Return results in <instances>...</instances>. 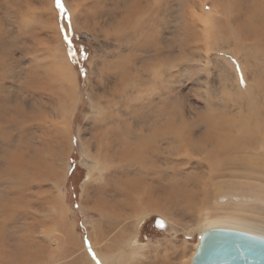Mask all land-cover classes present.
Instances as JSON below:
<instances>
[{"label":"rangeland","instance_id":"obj_1","mask_svg":"<svg viewBox=\"0 0 264 264\" xmlns=\"http://www.w3.org/2000/svg\"><path fill=\"white\" fill-rule=\"evenodd\" d=\"M119 1L107 0L99 8L119 9ZM144 1L133 19L136 27L120 28L119 15L112 16L108 10L109 16L92 17L94 0H61L63 15L56 0H0V119L5 117L0 120V190L15 182V170L10 168L15 141L30 144L31 154L20 150L31 163V174L43 172L38 160L49 163L53 146L61 156L52 163L57 168L51 173L54 182L42 178L29 195L38 197V190L47 192L45 199L60 198L62 216L86 247L96 232L93 224L101 220L89 209L92 191L101 183L93 170L94 130L101 133L107 126L110 137L124 139L132 147L142 139L147 151L156 145L160 155L157 192L150 202H140L136 213L105 232L103 242H93L94 248L109 246V252L99 250L100 256H109L106 264H191L201 234L227 228L206 225V218L264 224V0ZM246 10L257 33H251L253 37L249 30L235 32L241 19L246 21ZM42 18L55 20L46 24L48 33L41 30ZM55 35L75 87L65 128L61 109L66 100L56 96L58 90L41 92L32 84V80L40 85L49 79L43 49ZM65 36L71 45L75 41L81 45L78 50L70 51L73 47L69 48ZM134 45L140 50L135 51ZM121 63L129 74L125 72L124 79L113 68ZM16 105L31 121L8 123ZM226 120L239 121V136L251 138L256 148L246 146L240 157L221 152L217 160L207 163L211 153L205 136L216 134L218 124ZM154 126L159 131L156 142L151 138ZM64 131L69 133L67 143ZM127 171V164L109 159V184L124 182ZM173 183L188 191L191 199L168 203L161 193L167 195V186ZM189 204L196 209L189 212ZM20 209L24 211L17 204V215ZM17 215L15 222L21 223ZM27 216L36 219L42 214L27 209ZM156 218L165 222L164 230L154 227ZM227 229L251 232L238 226ZM44 232L41 237L46 238ZM16 235L12 229L10 236ZM84 251L77 250L56 264H71ZM0 256V261H8L2 244Z\"/></svg>","mask_w":264,"mask_h":264},{"label":"bare ground","instance_id":"obj_2","mask_svg":"<svg viewBox=\"0 0 264 264\" xmlns=\"http://www.w3.org/2000/svg\"><path fill=\"white\" fill-rule=\"evenodd\" d=\"M94 1V9H96V12L92 17L99 16L103 13L109 16V13H107L108 10L110 11L112 16H114L115 14L119 15L120 20L117 23V27L120 28H126L129 27V25H134V27H136L137 23H133L134 16L142 11V4H144L145 2L144 0H121L118 2V4L120 5L119 9L109 10L107 9V7L104 9L99 8L101 4H106L107 0ZM96 6L98 7L96 8ZM246 11L247 12L245 13V20L248 22L242 20L243 18L241 16V22L236 26L237 29L235 32L238 35V33L247 32V30H249V35L253 37L251 33H253L254 35H256L257 33L252 30L251 25L249 24L252 18L251 13L249 10ZM49 22L54 24L55 20L51 19V21H49L46 18L41 19V24L43 25L41 27V30L43 33L49 32V28L45 27ZM52 32L54 34L55 29H53ZM24 38H26V35ZM59 44L60 43L56 35L53 36L52 39L47 40V43H45V48L43 49V54L45 55L46 60L49 62L47 63L49 69L46 73L48 74L49 79L46 80V78H43L44 80H42L40 85H37V82L35 83V81L32 80V84L39 88L38 90H41V92L43 90L45 91L46 89L58 90L56 92V96L60 99L66 100L67 103H64L63 108L61 109L65 128L67 119L71 114L74 105L75 87L72 82V76L69 73L68 62ZM133 48L135 51L140 50V46L138 45H134ZM7 50L11 51L9 47L7 48ZM34 51L35 50H33V52ZM46 60L44 59V61ZM119 65L121 66H119L120 68L117 66L113 67L114 72L117 73L119 79H124L126 77L123 75L127 71V65L124 63H121ZM133 67L135 68V66L132 65L131 70H135ZM37 68L38 66H35V68L33 69L36 70ZM38 71L39 69H37V72ZM42 71H44L43 68ZM41 75L39 77H41ZM128 75L129 74H127L126 72V76ZM39 95L41 94L39 93ZM13 116V119L11 118L12 120L10 119L8 123H16L17 120L19 121V119L21 122L31 121V117H29L23 110H21L20 105H16ZM0 120L5 121V117L3 116V119ZM240 126L241 125L239 121L234 122L226 120L225 122L218 124L216 134H207L205 136V141L210 146L209 152L211 153L206 156L207 163H209V159L213 161L217 160L221 152L227 153L228 157L230 158L233 155H238L240 157L243 149L246 146H249L251 150L256 148L253 144H251V138H244L239 136L240 134L238 129ZM151 129V138L154 142H156L157 136L159 135V131L157 132L158 128L154 126ZM56 130L59 131V129ZM56 130L55 132H58ZM101 130L103 131L101 133H99L97 130H94L91 144V150L94 151V154L96 156L93 159V162L95 164H93L95 167L93 170L96 171L95 174H97L98 178L101 179V183L92 191L91 200L93 201V204L91 205V208H89L92 212L97 213L100 216L101 220L100 223L95 222L93 224L94 230H96V232L94 236H90L91 241L86 245V247H84L80 243V238L73 234L71 230V224L67 223L68 220L66 219V217L62 216L63 209L59 203L60 198L53 199L50 197L48 199H45L47 192H41L38 190V197L31 194L30 197L29 195V191L34 188L35 182H38L40 180L42 181V178H45L47 183L54 182L53 178L51 177V173H55L57 168H55L52 163H54V161H59L61 156L55 151L53 146H50L48 155L49 163L44 159L38 160L40 163L37 165H41V171L43 172H34L33 174H31L28 171V167L31 165V163H29V161H25L27 158H25L26 156L24 152L21 151L28 150V153L31 154L30 148L28 147L29 142H14V146L16 145L17 147H15L16 149L14 148V155H11L12 162L10 168L15 170V182L13 184L6 185L3 190H0V244L3 245L8 255V261L4 260L0 262H5L4 264H56L64 258L69 257L77 250L81 249H85V251L82 252V255L78 254L77 257H79V259L72 262L71 264H106L109 261V256L104 257L100 256L99 254V250H107L109 252V246L106 247L105 245H102L100 247L94 248V245H99V243L103 242L106 237L105 232L108 233L109 230L116 228L121 218H125L127 216L130 217L134 213H136L140 208V202H150V197L157 192L155 186H157V183L159 182L158 163L160 160V155L158 153V148L156 145H154L153 149L147 151V148H145L144 145L145 142L142 139H139V141H135V144L132 147L128 142H124V139L114 136L110 137L109 128H107V126ZM63 133V141L64 143H67L69 133L68 131H64ZM233 133H236V135H233ZM201 146L202 144L200 145V147ZM109 156L113 161L118 160V162L121 164H127V175L129 177H127L124 182L121 181L119 183L109 184V159L111 161V158H109ZM59 177H61V174ZM24 180L27 181L26 185L23 184ZM38 185L41 186V184ZM40 186L38 188H40ZM53 187L55 188V186ZM167 187L169 190L168 194H161L168 203H175L180 201V199L182 201H188L189 198L191 199L192 197L188 191H181L176 183L169 184ZM57 193H60V191ZM88 203H90V201ZM17 204H20L22 209L24 208L23 212L20 209L21 214L18 213L21 223L15 222V220L17 219L15 206ZM187 208H189V212L196 209L194 205L191 206L190 204ZM27 209H34L36 213H40L42 214V216L37 217L36 219L28 217ZM29 218H31V221L28 220ZM52 224H55V227L52 226ZM205 224L210 226L216 225V227L223 226L227 228L230 226H238L242 230L248 229L247 231H251L250 233H259L261 237H264V224L260 225L249 221H231L230 217H225L217 220H210L206 218ZM12 229H15L17 231V235L14 237L10 236ZM48 229H51L50 231H48L50 233L46 234L44 230ZM122 231L124 230L122 229ZM43 232V235H46V238L43 236L41 237ZM35 259H38L40 261H34Z\"/></svg>","mask_w":264,"mask_h":264},{"label":"water","instance_id":"obj_3","mask_svg":"<svg viewBox=\"0 0 264 264\" xmlns=\"http://www.w3.org/2000/svg\"><path fill=\"white\" fill-rule=\"evenodd\" d=\"M156 218L154 227L165 229ZM191 264H264V237L233 229H208L199 237Z\"/></svg>","mask_w":264,"mask_h":264},{"label":"snow or ice","instance_id":"obj_4","mask_svg":"<svg viewBox=\"0 0 264 264\" xmlns=\"http://www.w3.org/2000/svg\"><path fill=\"white\" fill-rule=\"evenodd\" d=\"M56 5L60 9L61 14L63 15L65 10H64L63 4L61 3V0H56ZM65 40L67 41L69 46H71V40H69L67 36H65Z\"/></svg>","mask_w":264,"mask_h":264},{"label":"trees","instance_id":"obj_5","mask_svg":"<svg viewBox=\"0 0 264 264\" xmlns=\"http://www.w3.org/2000/svg\"><path fill=\"white\" fill-rule=\"evenodd\" d=\"M75 45H71V46H69V48L70 47H73V49L71 48V52L75 49V50H78V48L81 46L79 43H77L76 41H75V43H74ZM69 45V44H68ZM75 46V47H74Z\"/></svg>","mask_w":264,"mask_h":264}]
</instances>
